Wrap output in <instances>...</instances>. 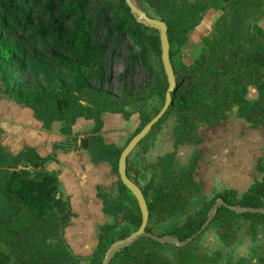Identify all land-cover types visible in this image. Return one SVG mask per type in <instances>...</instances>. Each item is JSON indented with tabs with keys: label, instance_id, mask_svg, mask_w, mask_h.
I'll return each instance as SVG.
<instances>
[{
	"label": "trees",
	"instance_id": "obj_1",
	"mask_svg": "<svg viewBox=\"0 0 264 264\" xmlns=\"http://www.w3.org/2000/svg\"><path fill=\"white\" fill-rule=\"evenodd\" d=\"M138 1L141 5L142 1L147 2L158 17L166 21L171 61L185 43L187 33L201 21L203 13L212 5L211 0ZM261 1L220 0L219 9L222 13L216 19L212 34L205 39L200 53L190 64L182 65L181 69H175L172 61L178 88L172 92L173 102L152 129L167 114L174 113L177 121L175 147L183 142L198 143V127L219 123L229 116L234 106L237 115L252 127H264V29L257 22L249 21L247 16L248 9L260 5ZM86 5L87 0H0V81L5 84L6 90L13 91L8 86V76L30 70L35 77L36 95L28 97L25 83L18 81L17 89L13 92L15 100L31 107L45 127H49L55 119L64 118L66 123L61 127L63 133L72 131L71 127L79 116L93 119L94 126L88 136L91 157L95 162H110L117 172L121 148L104 141L100 133L102 113L122 112L128 117L131 112L121 107L125 97L118 98L91 86L90 77L100 74L99 55L103 46L92 41V22L83 13ZM121 7L130 19L114 13L117 19L114 27L120 33H128L134 43L141 47V57L148 46L160 51L158 32L154 29V35L148 33V29H153L137 23L124 0H121ZM14 28L21 29L34 43L33 47H21L10 39ZM36 45L40 48L37 49ZM173 45L176 47L173 48ZM29 51L38 56L41 72L48 81H52L55 72L61 68L69 72V81L61 83L56 89H47L38 78V70ZM156 86L159 91H165L167 80H157ZM250 86H254L257 91L254 99L247 97ZM76 92L82 98H87L88 104L80 103ZM140 118L141 125L136 132L149 119L146 115H140ZM262 152V158L257 163L262 173L260 179H255L239 195L235 189L222 190L202 209L188 215L181 225L169 233L161 234H171L180 239L189 237L202 225L208 209L217 198L228 204L264 206V141ZM173 156L174 152H169L159 158L152 166L154 172L151 179L142 188L149 207L146 230L150 232L152 227L149 222H163L177 212L184 211L193 189H200L193 177L199 153L196 152L191 163L180 170L173 167ZM39 159L32 148L9 158L0 145V239L11 247L12 252H16V259L11 264H65L73 256V252L59 242L73 213L68 201L58 195L57 175L43 168L31 171L21 167L14 171L15 181L10 178V167H16L24 160L34 163ZM157 175L159 179H156ZM118 184V198L105 192L98 193L103 201V210L121 214L123 219L137 228L141 222L139 209L135 212L126 204V193L130 191L119 178ZM233 214L236 212L220 205L212 219L225 222L221 224L223 239L228 235L226 230L230 229V223L224 218H230ZM239 214L248 218L264 217L263 213L258 212ZM52 216L57 218L56 222H51ZM112 228V224L102 225L98 239H104L105 233ZM49 233L57 239L56 242L48 241ZM142 239L155 241L149 237ZM135 242L117 252L114 257L125 254L128 259L126 264H207L205 258L195 256L188 249L191 242L178 247L175 260L162 257L143 246L136 247ZM9 254L0 250V264H10ZM93 257L95 264H100L97 250ZM258 260L264 264V250ZM234 264L252 263L241 257Z\"/></svg>",
	"mask_w": 264,
	"mask_h": 264
},
{
	"label": "crops",
	"instance_id": "obj_2",
	"mask_svg": "<svg viewBox=\"0 0 264 264\" xmlns=\"http://www.w3.org/2000/svg\"><path fill=\"white\" fill-rule=\"evenodd\" d=\"M217 9L222 13L219 6ZM216 10L211 5L206 12ZM247 16L249 21L257 22L264 29V0L258 6L250 7ZM249 91L257 92L252 86ZM102 120L100 133L104 141L114 143L121 149L140 127L136 112L125 117L122 112L106 111L102 113ZM176 123V116L169 114L128 155L127 173L141 188L154 172L148 165L154 164L161 156L174 150V167L177 169L186 168L195 153H199L193 177L199 183V191L204 196H214L225 189H235L239 195L255 179L261 178L262 173L257 168V163L263 153V126L252 127L236 112H231L227 118L215 125L199 126L198 143L178 144L175 147ZM61 124L60 120H53L49 127H45L31 107L6 95H0V145L4 153L10 158L32 148L40 157L37 162L24 160L16 167H10V178L15 181L14 171L21 167L31 171L43 168L56 174L58 195L70 205L73 215L69 226L73 227L76 221L84 220L87 216L89 218L96 214L97 219L103 213L108 214L103 210V201L98 193L105 192L110 195L111 190L108 188L118 184V174L110 162H95L91 157L88 136L94 126L93 119L77 117L71 127V134L63 133ZM81 141L85 143L79 147ZM156 179H159V175ZM132 200L135 201L131 193L127 192L126 204L128 201L132 204ZM84 229L86 230L85 225ZM74 231L73 235H85L84 232L80 233V227ZM205 232L206 229L199 237L204 236ZM222 240L220 242L223 243Z\"/></svg>",
	"mask_w": 264,
	"mask_h": 264
},
{
	"label": "rangeland",
	"instance_id": "obj_3",
	"mask_svg": "<svg viewBox=\"0 0 264 264\" xmlns=\"http://www.w3.org/2000/svg\"><path fill=\"white\" fill-rule=\"evenodd\" d=\"M211 2L215 10L220 6V0H211ZM142 6L147 12L153 14V16H158L147 2L142 1ZM217 10L215 12L205 11L201 21L187 33L185 43L172 56L175 69H181L182 65L190 64L200 53L204 46L205 39L212 34L215 21L221 14V12ZM83 13L85 17L92 22V41L103 46L99 55L100 74L96 73L90 77L91 86L102 92L106 91L118 98L125 97V103L122 104L121 107L126 111L136 112L140 120V126V115H146V117L150 119L161 108L164 102L165 91H159L156 86L157 80L163 82L166 80L160 51L148 46L141 57V47L134 43L128 33H120L119 30L114 27V23L117 21L114 13L120 17L130 19L126 11L121 7V0H87V5L83 9ZM147 32L153 35L156 33L154 29H148ZM10 39L15 40L21 47H33L34 44L26 37L25 33L21 32V29L17 28L11 31ZM172 47L175 48L176 45ZM36 48L39 49L40 46L38 48L36 45ZM29 53L36 64L38 78L47 89H56L61 83L69 81L70 75L65 68L57 70L55 72V78L52 81H48L45 74L41 72L42 66L40 65L38 56L32 54L30 51ZM18 81H23L25 83V91L28 97H34L36 95L37 87L35 84V77L28 69L15 72L8 76V86L13 91L6 90L5 84L0 81V95H6L15 100L13 92L17 89ZM75 96L83 105L88 104L87 98H82L77 92ZM247 97L254 99L257 97V92L248 90ZM118 102L120 103L121 101ZM236 111V107L234 106L230 110V113ZM55 120H60L62 123L61 126L66 123L64 118ZM156 127L154 129H156ZM154 129H151V131ZM66 134H71V132H67ZM83 143L85 142L81 141L79 147H81ZM184 143L188 142L179 144ZM171 152H174L172 163L174 167L176 150ZM262 163L264 164V159H262ZM154 164L148 166L152 167ZM175 169L180 170V168ZM119 187L120 186L117 184L108 188L111 190V197L118 198L120 193ZM60 194H62L61 191ZM62 196L66 198V195L62 194ZM212 197L213 194L204 196L200 193L199 189H193L192 196L184 211L177 212L163 222H149V225L152 227V232L158 234L171 232L174 227L181 225L188 215H193L198 210L202 209ZM127 205H131V208L136 212L138 211L136 199L135 201L132 200V204L128 201ZM96 216L97 215L94 214L89 218L87 216L84 220H75L76 225L73 227L69 226V222L63 229V234L59 242L66 246L68 251L73 252L72 258L65 262V264H95L96 260H94L93 257L95 250L98 251L99 258L102 260L105 249L112 241L120 238L122 234L127 235L136 228L126 219H123L121 214L103 213L102 216L97 217V219ZM228 217L229 216L224 218L227 223H230V229L228 228L226 230L228 231V235L225 239L221 236L224 231L221 225L223 220L215 219L206 227L205 235L199 237V234L191 241L188 249L191 250L195 256L205 258L207 264H234L235 261L241 257L246 258L249 263L260 264L258 257L264 250V217L258 216L248 218L239 213L233 214L232 216L230 215V218ZM51 218L53 219V221H51L52 223L57 221L56 217L52 216ZM224 223L225 222H223V224ZM105 224H112L113 228L105 233L106 236L104 239L99 240L98 234L102 233L101 227ZM84 225L88 233L84 229ZM68 226L69 228H67ZM77 227H80V233L83 234L84 232L85 235H73ZM48 228L50 229V225ZM207 229L209 230L207 231ZM48 235V241L56 242L57 239L53 237L51 233ZM76 238L78 239L76 240ZM220 239H223V243L220 242ZM86 246L88 247L86 248ZM135 246H143L146 250H153L162 257L171 260H175L178 253V246L176 245L157 241H147L143 240L142 237L136 240ZM0 250L8 254L12 252L11 247L2 239H0ZM9 257L11 264L16 259V252L9 254ZM127 260L126 255L120 253L113 258L110 264H126L128 263Z\"/></svg>",
	"mask_w": 264,
	"mask_h": 264
},
{
	"label": "water",
	"instance_id": "obj_4",
	"mask_svg": "<svg viewBox=\"0 0 264 264\" xmlns=\"http://www.w3.org/2000/svg\"><path fill=\"white\" fill-rule=\"evenodd\" d=\"M124 2L128 6L131 15L137 23L157 30L160 45V57L166 75L167 87L165 90L164 102L161 108L128 140L125 146L121 149L117 161L118 178L136 199L141 216V222L135 230L112 241L107 246L100 264H110L112 258L117 252L121 251L125 247H128L141 237H149L157 242L173 244L178 247L185 246L206 229V227L211 223L215 212L220 205H225L227 208L235 211L236 213L258 212L264 214V206H243L228 204L223 199L217 198L208 209L206 219L202 225L196 230L195 233L185 239H180L171 234H158L146 230L149 220V207L147 199L142 188L127 173V157L138 145V143L147 135V133L151 131L153 125L158 122L165 114L169 105L173 102L172 92L178 88V82L170 57V42L168 38V26L166 21L158 16L150 15L138 0H124Z\"/></svg>",
	"mask_w": 264,
	"mask_h": 264
}]
</instances>
